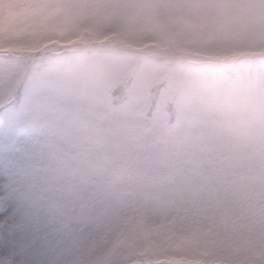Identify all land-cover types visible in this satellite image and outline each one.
<instances>
[{"label":"rangeland","instance_id":"1","mask_svg":"<svg viewBox=\"0 0 264 264\" xmlns=\"http://www.w3.org/2000/svg\"><path fill=\"white\" fill-rule=\"evenodd\" d=\"M53 45L0 59V264H264V0H0Z\"/></svg>","mask_w":264,"mask_h":264},{"label":"trees","instance_id":"2","mask_svg":"<svg viewBox=\"0 0 264 264\" xmlns=\"http://www.w3.org/2000/svg\"><path fill=\"white\" fill-rule=\"evenodd\" d=\"M85 36L86 35L84 34L82 37L84 38ZM78 42H80V41H78ZM78 42H76V43H78ZM94 46H97V45H94ZM94 46H92V47H94ZM53 47L54 48L49 49V50H45L44 48H40L39 50H36V51H28L27 49H21L20 51H15V52H13L12 49H9V50L0 49V59L6 60V61L14 60V59H27L29 62L28 65L32 66L36 61L48 60L49 58L68 54V53L78 51V50H85V49L91 50L92 49L91 46L84 47V46H79V45H75V46L69 47V48L68 47L62 48V47H58L56 45H53ZM97 47H100V46H97ZM100 49H103V48H100ZM141 53L144 55H150V57H153V58L157 57V56H153V55L151 56V54L144 53V50H142ZM18 56H21V57L19 58ZM160 57L162 59H164V56H160ZM166 58H168L170 60V58L168 56H166ZM182 60H184V59H182ZM185 60L186 61H192L193 58H188ZM263 62H264V60H263ZM20 99H21L20 92H19V94L16 93L14 95V98H12L8 102L0 105V114L3 111L10 108L11 106L17 105V107H18L19 103H20ZM203 259L204 258H201V260H203ZM187 262L189 264H195L196 263V261L190 262L189 260H187ZM137 263H139V262H137L136 259H131V260H127L124 264H137ZM171 263H173V262H158L157 264H171ZM141 264H145V263H141ZM210 264H219V260H214L213 262H210Z\"/></svg>","mask_w":264,"mask_h":264}]
</instances>
